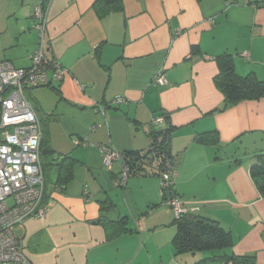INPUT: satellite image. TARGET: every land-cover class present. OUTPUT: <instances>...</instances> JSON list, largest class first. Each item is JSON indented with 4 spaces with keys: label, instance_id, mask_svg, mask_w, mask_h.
Masks as SVG:
<instances>
[{
    "label": "crops",
    "instance_id": "crops-1",
    "mask_svg": "<svg viewBox=\"0 0 264 264\" xmlns=\"http://www.w3.org/2000/svg\"><path fill=\"white\" fill-rule=\"evenodd\" d=\"M94 1L51 0L45 55L64 75L24 91L41 125L47 206L44 219L14 229L25 255L31 264H194L204 257L174 253L175 218L160 178L132 175L119 188L122 161L106 168L97 149L144 152L151 132L171 127L179 201L229 231L235 254L264 264V198L249 175L254 155L264 152V98L224 109L213 83L223 54L239 76L264 80V6L123 0L121 11L99 18ZM34 6L0 0V61L30 66L39 41ZM159 73L163 85L154 81ZM84 139L94 146L74 145ZM120 219L131 232L115 224Z\"/></svg>",
    "mask_w": 264,
    "mask_h": 264
},
{
    "label": "built area",
    "instance_id": "built-area-1",
    "mask_svg": "<svg viewBox=\"0 0 264 264\" xmlns=\"http://www.w3.org/2000/svg\"><path fill=\"white\" fill-rule=\"evenodd\" d=\"M51 0H35L34 25L38 44L30 55L28 68L15 67L9 61H0V264H31L24 252L22 242L14 229L27 219H44L47 206L43 203L44 179L40 163L42 130L40 122L25 96V89L45 87L60 82L64 70L57 61L46 58L44 35L47 25V8ZM248 3L247 0H243ZM264 4V0H256ZM247 56V53H243ZM155 83L163 85L164 76L157 74ZM120 103L115 100L113 104ZM163 116L153 120L162 124ZM75 146H94L87 140H75ZM103 166L110 168L115 160L122 161L120 175L114 184L124 188L131 171L124 155L107 146L98 145ZM175 173L167 167L160 179L161 191L174 184ZM168 206L178 219L190 213L177 197H167Z\"/></svg>",
    "mask_w": 264,
    "mask_h": 264
},
{
    "label": "trees",
    "instance_id": "trees-1",
    "mask_svg": "<svg viewBox=\"0 0 264 264\" xmlns=\"http://www.w3.org/2000/svg\"><path fill=\"white\" fill-rule=\"evenodd\" d=\"M122 1L95 0L93 10L101 18L107 13L121 11ZM254 5L264 6V4L256 3V0ZM192 53L196 54V49L193 48ZM215 60L218 73L214 77L213 83L223 96L224 109L244 101H258L264 98V80H260L254 73L239 76L235 72L231 55L223 54L216 57ZM163 118L165 121L164 115ZM171 132V127L153 131L148 136L149 147L146 151L123 154L124 161L132 175H154L161 179L167 167L174 172ZM204 140V136L197 138L200 143H203ZM254 159L255 162L249 169V175L259 195L264 198V152L255 154ZM68 179L69 176L66 175L63 182ZM161 192L164 202L167 197H177L174 184ZM115 224L119 225L122 231L131 232L126 228V219H120ZM174 225L175 235L172 245L176 255L204 253V257L194 264H254L253 258L234 253L235 242L231 233L223 229L217 221L195 213H187L175 219Z\"/></svg>",
    "mask_w": 264,
    "mask_h": 264
}]
</instances>
